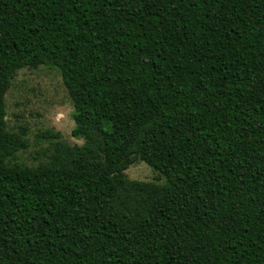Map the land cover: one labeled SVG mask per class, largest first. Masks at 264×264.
Instances as JSON below:
<instances>
[{
  "label": "trees",
  "instance_id": "1",
  "mask_svg": "<svg viewBox=\"0 0 264 264\" xmlns=\"http://www.w3.org/2000/svg\"><path fill=\"white\" fill-rule=\"evenodd\" d=\"M42 64L84 142L28 166L6 94ZM0 264H264V0H0Z\"/></svg>",
  "mask_w": 264,
  "mask_h": 264
},
{
  "label": "rangeland",
  "instance_id": "2",
  "mask_svg": "<svg viewBox=\"0 0 264 264\" xmlns=\"http://www.w3.org/2000/svg\"><path fill=\"white\" fill-rule=\"evenodd\" d=\"M7 129L22 137L26 143L15 161L38 166L49 160L51 140L43 132H60L69 144H82L83 139L72 135L75 126L74 106L60 70L52 65L19 69L12 78L6 94ZM132 179L164 183L160 172L138 160L126 169Z\"/></svg>",
  "mask_w": 264,
  "mask_h": 264
}]
</instances>
